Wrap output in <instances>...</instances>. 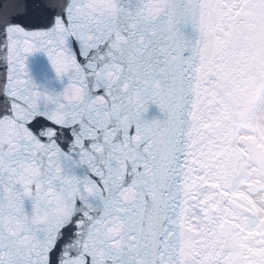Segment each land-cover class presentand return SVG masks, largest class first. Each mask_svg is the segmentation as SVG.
<instances>
[{
  "label": "snow or ice",
  "instance_id": "1",
  "mask_svg": "<svg viewBox=\"0 0 264 264\" xmlns=\"http://www.w3.org/2000/svg\"><path fill=\"white\" fill-rule=\"evenodd\" d=\"M9 6L0 264H264V0Z\"/></svg>",
  "mask_w": 264,
  "mask_h": 264
},
{
  "label": "water",
  "instance_id": "2",
  "mask_svg": "<svg viewBox=\"0 0 264 264\" xmlns=\"http://www.w3.org/2000/svg\"><path fill=\"white\" fill-rule=\"evenodd\" d=\"M13 0H0V5L4 6V9L9 14H22L24 12L23 7L11 8L9 5ZM19 4L23 5L27 0H16ZM27 65L29 71L37 84L51 83L56 87H59V83L56 80L55 71L46 55L43 51H37L29 54L27 59ZM2 71V67H0Z\"/></svg>",
  "mask_w": 264,
  "mask_h": 264
},
{
  "label": "clouds",
  "instance_id": "3",
  "mask_svg": "<svg viewBox=\"0 0 264 264\" xmlns=\"http://www.w3.org/2000/svg\"><path fill=\"white\" fill-rule=\"evenodd\" d=\"M67 208L63 204H57L54 206L52 210H50L49 215L53 219H59L62 218L63 216L67 215Z\"/></svg>",
  "mask_w": 264,
  "mask_h": 264
}]
</instances>
